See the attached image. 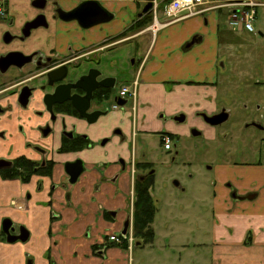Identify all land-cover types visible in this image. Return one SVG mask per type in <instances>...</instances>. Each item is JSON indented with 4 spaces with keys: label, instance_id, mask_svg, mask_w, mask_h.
I'll list each match as a JSON object with an SVG mask.
<instances>
[{
    "label": "crops",
    "instance_id": "crops-1",
    "mask_svg": "<svg viewBox=\"0 0 264 264\" xmlns=\"http://www.w3.org/2000/svg\"><path fill=\"white\" fill-rule=\"evenodd\" d=\"M97 1L113 16L109 24L88 32L64 26L42 36L63 48L67 44L79 48L98 43L104 35L118 38L131 22L128 7L131 14L136 9L130 0ZM218 15L209 11L162 29L155 22L158 27L149 35L148 48L136 74L128 84L120 86L130 85L137 78L134 110L129 106L89 128L86 133L92 147L56 156L52 179L35 177L23 184L0 178V264H28V260L32 264H128L133 250L128 245L127 250L113 243L105 251L101 247L109 235L123 237L124 224L132 219L136 140L139 135L162 130L173 135L172 129L164 126L150 131L151 124L157 120L172 121L174 116L183 114L201 125L200 113L211 115L218 110ZM157 29L161 30L157 32ZM208 36L210 41L206 39ZM195 38L197 42L190 46ZM78 127L79 132L86 130L82 121ZM115 127L122 129L125 138H113L109 146L100 148L98 139ZM21 154L34 158L22 149L7 158ZM0 157H6L2 148ZM121 158L124 169L118 164ZM76 159L84 163V172L71 185L64 164ZM52 184H59L53 192ZM14 200L16 205H12ZM105 213L108 217H104ZM3 219L12 222L16 234L23 227L29 234L28 240L8 244L1 231ZM203 222L204 218H197L196 229L201 237L207 235L203 232ZM209 235L211 264H264L263 165L225 162L217 166ZM192 246L201 251L206 245L199 241ZM187 247L184 245L182 252ZM198 262L202 264L201 260Z\"/></svg>",
    "mask_w": 264,
    "mask_h": 264
},
{
    "label": "rangeland",
    "instance_id": "rangeland-1",
    "mask_svg": "<svg viewBox=\"0 0 264 264\" xmlns=\"http://www.w3.org/2000/svg\"><path fill=\"white\" fill-rule=\"evenodd\" d=\"M155 1L156 10L139 17L145 0H130L136 9L134 14L129 7L127 10L131 25L112 39V47L105 56L94 57L102 62L105 73L116 79L117 89L128 84L136 74L148 48L149 35L155 33V21L165 22L163 12L169 0ZM256 12L254 33L229 32L226 12H218L223 31L219 38L218 108L228 110V120L213 128L203 122L198 125L189 116L180 124L157 120L151 124L150 131L154 132L158 126L172 129L170 151L163 149L156 134L138 136L136 159L151 164L154 172L151 196L156 210L152 223L155 239L148 246L137 243L132 233V215L131 234L127 235L129 243L123 241L120 246L127 244L133 249L129 251L128 264H194L199 260L202 264H211V198L217 166L225 162H256L264 166V6ZM145 17L149 23L136 29ZM206 39L210 41V36ZM133 82L139 86L137 78ZM129 106L130 102L125 107ZM253 123L263 130L254 128ZM193 130L201 135L192 136ZM199 217L205 220L201 224L207 233L204 237L196 229ZM199 241L206 245L201 251L192 246ZM184 245L188 247L182 252ZM112 246L107 236L101 249L105 251ZM135 246L142 248L134 249Z\"/></svg>",
    "mask_w": 264,
    "mask_h": 264
},
{
    "label": "flooded vegetation",
    "instance_id": "flooded-vegetation-1",
    "mask_svg": "<svg viewBox=\"0 0 264 264\" xmlns=\"http://www.w3.org/2000/svg\"><path fill=\"white\" fill-rule=\"evenodd\" d=\"M96 2L107 11L97 0H0V58L17 53L12 59L15 64L8 66L4 71L0 70V148L4 149L6 154V157H0L2 180H19L23 184H28L35 177L52 179L57 165L56 156L75 154L92 147V142L86 133L90 127L126 109L125 106L129 102L131 110H134L132 103L136 99L137 89L134 98H119L118 92L121 87L116 88V79L107 75L102 62L94 58L98 55L105 56L104 54L111 49L112 39L109 36L104 35L98 43L79 48L71 44L63 48L54 44V40L42 36L43 33L64 26L88 32L109 24L112 20L88 29L79 26L80 13L86 11L89 14L93 13ZM82 21L86 25L92 22V18ZM227 30L234 33L232 30ZM222 32L221 28H218L219 36ZM196 42L195 38L189 45ZM9 61V59L2 60L0 66L5 68ZM219 67L221 65L218 56L217 69ZM112 84L113 87H110ZM79 86L88 91L93 90L86 113H102L92 124L80 118L73 102L69 99L73 96L86 95ZM119 101L125 104L120 106ZM223 113L229 118V112L224 108H218L211 115L200 113L198 118L206 127L213 128L216 126L207 124L204 117L213 118ZM180 116L184 117V121L186 120L185 115L179 114L174 116L172 121L180 124L174 120ZM79 121L84 122L86 128L84 132H79ZM251 125L263 130L259 124ZM192 132L201 135L196 130L191 131V135ZM136 135L138 136L139 133ZM156 135L159 136L160 141L164 136H168L171 141L174 138V135L164 130ZM113 138L119 140L125 138L120 127L109 129L108 135L100 137L96 143L100 148H105L111 144ZM81 145L84 146L80 148ZM65 146L69 147L68 151H63ZM19 149L33 155L34 158L24 154L14 159L7 158ZM18 159H24L32 165L30 172L15 165ZM78 160L64 164L65 174L66 165ZM118 164L122 169L125 168L122 158L118 160ZM139 164L144 163L137 161L134 164L135 181L142 182L147 176H154L152 169L146 171V174L142 169L138 170L136 166ZM67 181L70 184L68 175ZM57 185H51L52 192ZM15 201L12 205H16ZM104 217L108 215L105 213ZM129 228L125 237L130 232ZM13 234L16 235L15 231ZM28 264L32 262L28 260Z\"/></svg>",
    "mask_w": 264,
    "mask_h": 264
},
{
    "label": "built area",
    "instance_id": "built-area-1",
    "mask_svg": "<svg viewBox=\"0 0 264 264\" xmlns=\"http://www.w3.org/2000/svg\"><path fill=\"white\" fill-rule=\"evenodd\" d=\"M264 6V0H169L165 6L163 17L164 24H160V28L173 24L185 18L196 15H202L209 11H225L227 15L226 28L236 32L254 33V21L256 19V10ZM157 8V3L154 0L153 11ZM155 26V23H154ZM155 28V27H154ZM154 31V29H153ZM137 82L130 85H124L120 88L118 96L121 99H132L136 95ZM164 150H171V139L168 136L161 138ZM131 234V230L129 235ZM128 236L109 235L108 241L117 246H121L123 241H128Z\"/></svg>",
    "mask_w": 264,
    "mask_h": 264
},
{
    "label": "water",
    "instance_id": "water-1",
    "mask_svg": "<svg viewBox=\"0 0 264 264\" xmlns=\"http://www.w3.org/2000/svg\"><path fill=\"white\" fill-rule=\"evenodd\" d=\"M153 3H154V0H145V5L143 6L141 13L139 14V17L150 14L153 10ZM95 4H96V9L93 13L89 14L87 11L80 13L81 17L79 19V23H80L79 26L82 29H88V28L94 27L96 25H101L103 23L110 22L113 19V16L111 14H109L107 11H105L97 2ZM88 17L92 18V22L84 25L82 20L83 19H89ZM16 54L17 53H11L5 57L0 58V62L2 60H6V59L10 60L9 64H7L5 66V68L0 66L1 71H4L5 69H7L8 66L15 64V62H13L14 60H12V59L15 58ZM112 82H113V80H112ZM79 87L86 93V95L84 97L73 96L69 99L73 102V105H74L75 109L77 110L80 118L87 121L89 124H92L97 120V118L100 115H102V113H100V112H95L93 114H87L86 113V111L89 108L88 101L91 98L90 94L93 92V90L88 91L82 86H79ZM110 87H113V84ZM118 104L120 106H122L123 104H125V102L119 101ZM227 119H228V115L226 113H223V114L218 115V116L213 117V118L204 117L205 122L207 124H209L210 126L220 125V124L226 122ZM174 120L178 123H183L184 117L183 116L176 117ZM198 135L199 134L197 132H192V136L195 137ZM83 171H84L83 162L80 160H78L74 163H71V164H67L66 165V174L69 176V183L74 184L77 181V179L79 178V176L83 173ZM129 226H130V220L127 219L125 224H124V229L122 231L123 236L127 233ZM1 231H2L3 235L5 236V241L8 244H14L16 242L25 243L29 238L28 232L23 227L19 228L18 234H16V235L13 234L15 230L13 228L12 222L8 219L3 220L2 224H1Z\"/></svg>",
    "mask_w": 264,
    "mask_h": 264
},
{
    "label": "trees",
    "instance_id": "trees-1",
    "mask_svg": "<svg viewBox=\"0 0 264 264\" xmlns=\"http://www.w3.org/2000/svg\"><path fill=\"white\" fill-rule=\"evenodd\" d=\"M148 15V14H147ZM146 16V15H144ZM149 23L148 18H144L142 24L136 26V29L142 28ZM134 28V29H135ZM67 146V145H66ZM64 147L63 151H68L69 147ZM84 146L81 145L80 148ZM15 165L30 172L32 165L24 159H18ZM149 163L137 165L138 170L148 171L152 167ZM8 176V174H7ZM12 177V176H9ZM153 187V176H147L144 181H135L134 183V202H133V228L132 233L142 247L152 245L155 239L152 223L155 214V205L151 196V189ZM126 244V242H125ZM127 250V244L122 247Z\"/></svg>",
    "mask_w": 264,
    "mask_h": 264
},
{
    "label": "bare ground",
    "instance_id": "bare-ground-1",
    "mask_svg": "<svg viewBox=\"0 0 264 264\" xmlns=\"http://www.w3.org/2000/svg\"><path fill=\"white\" fill-rule=\"evenodd\" d=\"M155 26L158 27V25L155 23Z\"/></svg>",
    "mask_w": 264,
    "mask_h": 264
}]
</instances>
